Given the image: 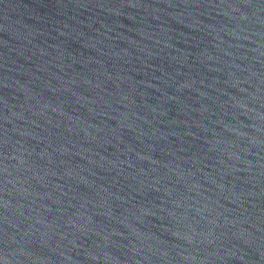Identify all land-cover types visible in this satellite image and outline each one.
<instances>
[{
	"label": "water",
	"instance_id": "water-1",
	"mask_svg": "<svg viewBox=\"0 0 264 264\" xmlns=\"http://www.w3.org/2000/svg\"><path fill=\"white\" fill-rule=\"evenodd\" d=\"M0 264H264V0H0Z\"/></svg>",
	"mask_w": 264,
	"mask_h": 264
}]
</instances>
